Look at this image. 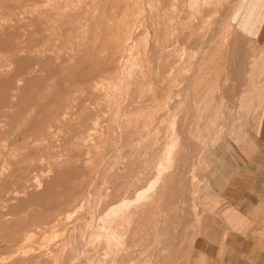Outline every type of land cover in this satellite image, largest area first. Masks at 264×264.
<instances>
[{"label": "rangeland", "instance_id": "374dc122", "mask_svg": "<svg viewBox=\"0 0 264 264\" xmlns=\"http://www.w3.org/2000/svg\"><path fill=\"white\" fill-rule=\"evenodd\" d=\"M244 1L0 0V264H252L219 250L264 142Z\"/></svg>", "mask_w": 264, "mask_h": 264}, {"label": "crops", "instance_id": "0c3cea01", "mask_svg": "<svg viewBox=\"0 0 264 264\" xmlns=\"http://www.w3.org/2000/svg\"><path fill=\"white\" fill-rule=\"evenodd\" d=\"M244 6L239 7L238 17L241 16L251 21L249 30L255 24L256 34L259 31L261 19H264V0H245ZM220 50L219 48H217ZM214 55H207L200 63L198 69L188 80V90L192 99H195L199 87L208 82L209 66L212 65ZM257 63L253 64L256 69ZM261 68V67H260ZM258 73V72H257ZM258 138L264 139V132ZM256 174L250 178L245 189L241 186V194L238 200L230 201L229 209L233 208L235 214L232 219L228 218L226 212V221L232 226L229 230L223 232L229 236H239L240 240L225 241L219 246L225 255L228 250L251 251L253 255L249 258L252 264H264V142L260 143L255 155ZM228 208L226 210H228ZM240 222H245L244 227ZM239 227V228H238ZM229 231V232H228ZM239 242V243H237ZM229 247V248H228ZM222 257V255H221ZM249 256L244 257L248 259ZM222 258L217 264H222ZM224 263V261H223ZM239 264H245L239 260Z\"/></svg>", "mask_w": 264, "mask_h": 264}]
</instances>
